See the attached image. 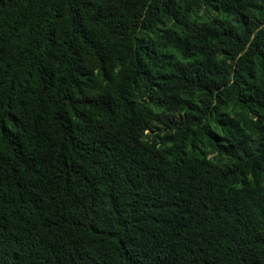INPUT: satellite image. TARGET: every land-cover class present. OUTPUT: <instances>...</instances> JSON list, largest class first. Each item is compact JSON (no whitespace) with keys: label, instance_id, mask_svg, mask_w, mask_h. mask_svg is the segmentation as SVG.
I'll return each instance as SVG.
<instances>
[{"label":"trees","instance_id":"obj_1","mask_svg":"<svg viewBox=\"0 0 264 264\" xmlns=\"http://www.w3.org/2000/svg\"><path fill=\"white\" fill-rule=\"evenodd\" d=\"M0 264H264V0H0Z\"/></svg>","mask_w":264,"mask_h":264}]
</instances>
